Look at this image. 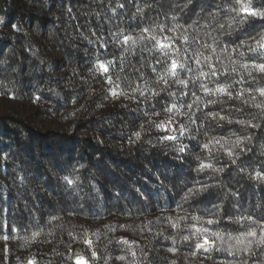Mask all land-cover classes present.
I'll return each mask as SVG.
<instances>
[{"label": "trees", "instance_id": "trees-1", "mask_svg": "<svg viewBox=\"0 0 264 264\" xmlns=\"http://www.w3.org/2000/svg\"><path fill=\"white\" fill-rule=\"evenodd\" d=\"M261 36L239 0H0V264H264Z\"/></svg>", "mask_w": 264, "mask_h": 264}, {"label": "snow or ice", "instance_id": "snow-or-ice-1", "mask_svg": "<svg viewBox=\"0 0 264 264\" xmlns=\"http://www.w3.org/2000/svg\"><path fill=\"white\" fill-rule=\"evenodd\" d=\"M239 2L241 3V6H242V10H243V11L248 12L249 14H251V15H253V16L258 15V16H260V17H264V12H257L256 10H254V9H249L247 6H245V5H244V0H239ZM172 19L175 20L176 18H175V17H172ZM230 23H231V22H230ZM14 27H15V26H14ZM160 27H163V25H161ZM177 27H179V26H177ZM220 27H223V25H221ZM172 30L175 31V29H172ZM143 31H144V32H147L148 29L145 28ZM136 39H137V38H134V37L124 36V41H125V42L131 40V41L133 42V44H134V43H136ZM165 39H166V40H171L170 37H166ZM183 39H184L186 42L188 41V37H187V36H184ZM158 44H159V48L161 49L162 52H164L165 55L168 54L165 50H166V49H171V48H172L171 43H165L163 40L158 41ZM256 44H257L260 48H264V36H261V39H260L259 41H256ZM205 46H206V47H212V46H209V45H205ZM248 47L250 48V50H255V49H252V47H251L250 45H249ZM212 50L215 51L214 47H213ZM203 60L209 64V72H208V73L201 72V73H200L201 76H207V75L216 76V75H221V74H222V75H227V71H225L224 73H218V72H217V70L215 69V66L212 65V64L210 63V61H211V57H209V56H204V57H203ZM195 62H196L197 65H200V64H201V60H200V59H196ZM109 63H111V62H109ZM253 66H254L255 68H257L260 72L264 73V63L258 64V65L254 64ZM100 67L103 68L104 72H107V71H108V68H107L106 65H104L103 63H101ZM178 68H179V69H185V68H186V65L183 64V63H181V64L178 65V64L176 63V61L173 60V61L171 62L170 74H171L172 76H176V75H177V69H178ZM153 70H154V69H153ZM187 70H188V71H191V69H187ZM233 71H235V69H233ZM109 82H111V81L109 80ZM176 82L179 83V84H182V85H186V84L188 83V81L183 80V79H179V80H177ZM166 83H167V81H165V84H166ZM204 91H205V92H208V93H211L213 90L208 89V88L205 87V88H204ZM216 91H219V92H226L227 89H225V88H219V89H216ZM258 91L260 92L261 95H264V88L258 89ZM153 94H154V95H159V93H155V92H153ZM141 95H143V93H141ZM170 95H174V93H172V94H170ZM193 95H195V94L193 93ZM228 95H229V97H231V92H228ZM239 95L242 97V96H243V93H240ZM194 103H196L197 107L199 108V107H200V104H201L200 98H199V97H196ZM209 103H212V101H209ZM192 106H193L192 104H189V105H188V108L191 109ZM175 107H176L175 105H172V106H171L170 108H168L167 110H168V111H172V109L175 108ZM204 107H207V105H204ZM208 116H209L211 119H217V118H219V119H221V120L226 119V117H224V116H219V117H218V114H216V113H208ZM229 123H231V121H229ZM238 123L243 124L244 121H238ZM249 126H250V127H258V125L251 124V122H249ZM180 127H181V129L183 130V126L181 125ZM136 136H137V138H139L140 133L137 132V133H136ZM168 138H169V139H175L174 137H168ZM242 139H244V138H238L237 141H236V143H237V144L240 143ZM209 143H217V144H219L220 141H219V140H213V141H210ZM204 147L207 149V148L209 147V145H208V144H205ZM181 150H183V149H181ZM229 155H231V152H230V151H229ZM211 167H212L211 164H205V163H202L201 166H200V169H198V171H202V170L205 169V168H211ZM217 171H223V169H218ZM258 175H259V174H258ZM64 179L67 181L68 184H73V183H74V181L71 180V179H69L68 177H65ZM204 190H205V189H204L203 187H201V188L195 190V192H194L193 189H189V191H188L187 193H185L184 199H187L189 196L195 195L196 192H201V191H204ZM193 219L199 220V219H201V218H200V217H193ZM247 219H248V220H252V217H247ZM206 222H207L208 224H214V223H217L218 221L213 220V219H209V220H207ZM253 223H255V221H253ZM204 231L207 232V229H205ZM213 235H218V234L213 233ZM247 236L255 237V236H256V232H255L254 230H253V231H250V232L247 233ZM247 236L244 237V240L247 239ZM184 239H185V240H188L189 238H188V237H184ZM244 240L237 239V243H238V244H243L242 251H249V249H250V247H251V243H252V241L248 240L247 243H244ZM90 243H91V242L89 241V244H90ZM257 243H258V244H264V234H262V235L260 236V238H259V240L257 241ZM205 245L211 246V245L209 244V242L207 241V237H206V236H205V238H204L203 243H197V247H198V248H203V247H205ZM228 250L231 251V248H229ZM92 254H93V255H96L95 252H93ZM121 259H123V257H121ZM30 264H32V262H30ZM78 264H79V258H78Z\"/></svg>", "mask_w": 264, "mask_h": 264}]
</instances>
